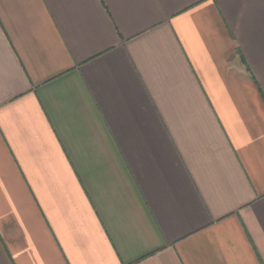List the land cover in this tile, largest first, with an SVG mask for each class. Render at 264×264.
<instances>
[{
	"label": "crops",
	"instance_id": "obj_1",
	"mask_svg": "<svg viewBox=\"0 0 264 264\" xmlns=\"http://www.w3.org/2000/svg\"><path fill=\"white\" fill-rule=\"evenodd\" d=\"M0 264H264V0H0Z\"/></svg>",
	"mask_w": 264,
	"mask_h": 264
}]
</instances>
